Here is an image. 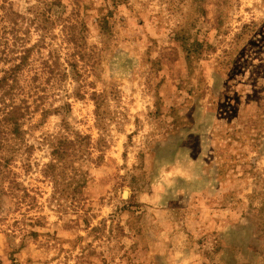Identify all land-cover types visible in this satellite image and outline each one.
I'll list each match as a JSON object with an SVG mask.
<instances>
[{
  "label": "rangeland",
  "instance_id": "obj_1",
  "mask_svg": "<svg viewBox=\"0 0 264 264\" xmlns=\"http://www.w3.org/2000/svg\"><path fill=\"white\" fill-rule=\"evenodd\" d=\"M9 2L50 7L45 40L21 22L20 79L53 75L22 123L27 191L0 197V264H264V0ZM65 123L103 139L92 160L57 150Z\"/></svg>",
  "mask_w": 264,
  "mask_h": 264
},
{
  "label": "trees",
  "instance_id": "obj_2",
  "mask_svg": "<svg viewBox=\"0 0 264 264\" xmlns=\"http://www.w3.org/2000/svg\"><path fill=\"white\" fill-rule=\"evenodd\" d=\"M45 8L46 5L42 9L39 6L34 7L30 16L26 17L14 10L9 0H0V197L4 193V183H7L9 193L14 198L20 191L24 193L27 191L26 187L17 181V173L13 170V164L18 154L26 155V159L30 156L33 145L26 141L22 123L32 113L33 108H37L38 105L35 103L40 99L39 91L42 87L37 85V80L41 74L46 78L53 75V61L43 59L39 70H36L30 77L29 87L21 84V74L30 62L32 48L22 43L20 25L24 21L34 25V29L41 32V41L45 40V34L52 20L51 15H47L50 7L45 12H41ZM101 97L100 94H93L94 113L98 124L103 121L105 112L99 101ZM63 129L67 136L60 138L56 147L64 154L63 156L71 158L69 163L77 162L78 157L83 156L92 160L93 150L90 148L103 146L101 137L97 138L96 145L93 146L90 135H81L80 132L71 131L68 123H65ZM68 134L71 135L68 136ZM100 157L101 155H98L96 160Z\"/></svg>",
  "mask_w": 264,
  "mask_h": 264
}]
</instances>
